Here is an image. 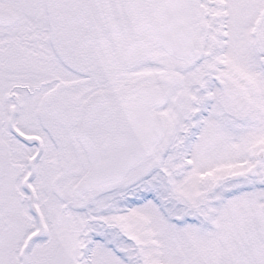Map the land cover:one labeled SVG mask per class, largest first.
I'll return each instance as SVG.
<instances>
[{
    "label": "snow or ice",
    "instance_id": "snow-or-ice-1",
    "mask_svg": "<svg viewBox=\"0 0 264 264\" xmlns=\"http://www.w3.org/2000/svg\"><path fill=\"white\" fill-rule=\"evenodd\" d=\"M0 264H264V0H0Z\"/></svg>",
    "mask_w": 264,
    "mask_h": 264
}]
</instances>
